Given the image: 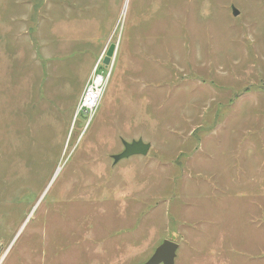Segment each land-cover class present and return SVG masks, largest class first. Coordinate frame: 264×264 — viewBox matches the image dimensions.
I'll return each instance as SVG.
<instances>
[{
  "label": "rangeland",
  "instance_id": "rangeland-1",
  "mask_svg": "<svg viewBox=\"0 0 264 264\" xmlns=\"http://www.w3.org/2000/svg\"><path fill=\"white\" fill-rule=\"evenodd\" d=\"M164 240L174 264H264V0H0V264Z\"/></svg>",
  "mask_w": 264,
  "mask_h": 264
},
{
  "label": "water",
  "instance_id": "water-1",
  "mask_svg": "<svg viewBox=\"0 0 264 264\" xmlns=\"http://www.w3.org/2000/svg\"><path fill=\"white\" fill-rule=\"evenodd\" d=\"M127 3V0H126ZM126 9V4L124 6L123 12ZM233 16L238 15V11L232 7ZM114 47L111 46L104 58V63H108L114 54ZM123 150L121 153L113 155V163H117L122 159L129 158L131 156H146L150 150L151 145L149 143L143 142L141 139L133 140L131 142L123 141ZM178 249V244L164 240L154 251L150 259L143 264H174L176 257V251Z\"/></svg>",
  "mask_w": 264,
  "mask_h": 264
},
{
  "label": "built area",
  "instance_id": "built-area-1",
  "mask_svg": "<svg viewBox=\"0 0 264 264\" xmlns=\"http://www.w3.org/2000/svg\"><path fill=\"white\" fill-rule=\"evenodd\" d=\"M102 91H103L102 79L101 77H99L98 79L92 81L89 86H87L84 95L77 107L76 115L78 113H84V112L92 113L93 109L96 107L100 99Z\"/></svg>",
  "mask_w": 264,
  "mask_h": 264
}]
</instances>
